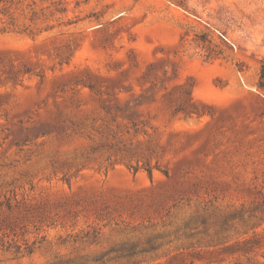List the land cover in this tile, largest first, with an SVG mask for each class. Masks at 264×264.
<instances>
[{
	"label": "rangeland",
	"instance_id": "1",
	"mask_svg": "<svg viewBox=\"0 0 264 264\" xmlns=\"http://www.w3.org/2000/svg\"><path fill=\"white\" fill-rule=\"evenodd\" d=\"M264 0H0V264H264Z\"/></svg>",
	"mask_w": 264,
	"mask_h": 264
},
{
	"label": "trees",
	"instance_id": "2",
	"mask_svg": "<svg viewBox=\"0 0 264 264\" xmlns=\"http://www.w3.org/2000/svg\"><path fill=\"white\" fill-rule=\"evenodd\" d=\"M258 87L261 90H264V62L261 65V70H260V81L258 83Z\"/></svg>",
	"mask_w": 264,
	"mask_h": 264
}]
</instances>
